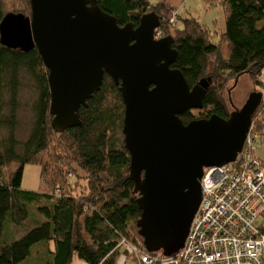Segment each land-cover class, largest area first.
<instances>
[{"label": "trees", "instance_id": "trees-1", "mask_svg": "<svg viewBox=\"0 0 264 264\" xmlns=\"http://www.w3.org/2000/svg\"><path fill=\"white\" fill-rule=\"evenodd\" d=\"M24 1L29 10L25 15H29V0ZM96 1L119 24L137 25L141 15L151 10L160 14L159 26L163 33L172 35L177 50L172 66L182 71L190 87L207 75L208 57L217 53L219 43L214 40V31L209 32L197 19L185 17L179 27L171 26L176 23L165 19L167 6L163 0ZM223 2L228 11L220 35L227 41L229 52L227 58L217 59L216 71L225 81L234 79L235 83L241 74H248L257 85L264 67V0ZM6 12L0 0V20ZM24 75L36 97L29 135L20 143L14 129ZM49 103L47 69L37 50L22 51L0 43V264H22L30 246L40 240L53 243L47 264H116L118 253L107 254L119 233L127 234L131 241H140L144 248L135 224L140 210L129 177L130 157L122 132L124 103L119 87L104 74L99 90L87 100V106L79 109L80 125L63 132L51 126ZM258 110L263 129L264 106ZM230 111L221 87L212 84L203 107L196 113L186 110L179 117L188 122L213 113L227 117ZM4 129L7 135L3 138ZM27 163L39 166L40 187L36 190L22 186ZM32 204H36L35 211L44 220H37L19 239H8V225L20 226L28 219Z\"/></svg>", "mask_w": 264, "mask_h": 264}, {"label": "water", "instance_id": "water-1", "mask_svg": "<svg viewBox=\"0 0 264 264\" xmlns=\"http://www.w3.org/2000/svg\"><path fill=\"white\" fill-rule=\"evenodd\" d=\"M30 14L8 11L0 43L35 48L47 69L56 132L80 125L79 109L99 90L104 74L118 85L124 103L122 132L129 177L140 210L135 221L148 252L174 255L184 244L201 199L203 167L234 161L242 150L263 92L251 91L227 117L211 114L183 122L201 109L211 79L190 87L168 34L153 38L155 11L138 24H119L96 0H29Z\"/></svg>", "mask_w": 264, "mask_h": 264}, {"label": "built area", "instance_id": "built-area-1", "mask_svg": "<svg viewBox=\"0 0 264 264\" xmlns=\"http://www.w3.org/2000/svg\"><path fill=\"white\" fill-rule=\"evenodd\" d=\"M168 7L165 19L173 23L177 12ZM162 34L160 26L154 28V39ZM259 79L264 84V67ZM259 107L236 159L203 167L200 203L183 246L165 256L161 251L148 252L140 241L119 233L107 254L118 253L116 264H127L129 259L137 264H264V163L254 153L260 136L257 126L262 124Z\"/></svg>", "mask_w": 264, "mask_h": 264}, {"label": "rangeland", "instance_id": "rangeland-1", "mask_svg": "<svg viewBox=\"0 0 264 264\" xmlns=\"http://www.w3.org/2000/svg\"><path fill=\"white\" fill-rule=\"evenodd\" d=\"M5 9L8 11L24 10V14H28L29 10L26 9L27 5L24 0H2ZM157 0H152L156 2ZM165 5L177 8V18L174 22L176 24L171 25L179 27L182 23L181 20L185 17H193L197 19L201 24H204L208 28L209 32L214 31V40L219 43L218 51L215 54H211L208 57L207 75L205 78H210L214 81L215 85L221 87L225 103L229 110L240 107L246 100L248 94L253 91H262L264 94V84L259 81L257 85L250 78L248 74H241L236 83L234 79L225 81L222 74L216 71V62L218 58H227L229 52V46L227 41L221 37L220 32L225 28V17L227 14V6L223 0H163ZM26 9V10H25ZM167 15V12L164 13ZM171 24V23H170ZM173 32V31H171ZM22 86L19 91V102L16 111L17 125L14 129V136L21 143L29 135L31 124L33 121L32 102L36 97V92L32 88V84L29 79L24 75L22 79ZM258 80H260L258 78ZM196 113L197 109H193ZM258 124L257 129L260 136L255 143L256 149L254 153L258 159L264 163V128ZM7 135V131L4 129L1 132V136L4 138ZM20 147H18L19 149ZM39 166L35 163H27L24 166L22 176V186L24 188L35 187L39 180ZM81 183V182H79ZM32 189V188H29ZM40 203V202H39ZM37 204V203H36ZM32 204L30 216L23 221L20 226H13L7 224V230L5 236L8 239H19L24 235L25 231L32 229L36 221H43L44 218L35 211V205ZM117 238V237H116ZM53 247L51 240H40L30 246L29 254L22 261V264H47L51 260L49 249ZM127 264H136L134 259H129Z\"/></svg>", "mask_w": 264, "mask_h": 264}, {"label": "crops", "instance_id": "crops-1", "mask_svg": "<svg viewBox=\"0 0 264 264\" xmlns=\"http://www.w3.org/2000/svg\"><path fill=\"white\" fill-rule=\"evenodd\" d=\"M152 1V0H151ZM157 1H161V0H157ZM169 1V0H168ZM170 2V1H169ZM166 6H169L170 7V5H166ZM175 7V6H174ZM38 174H39V172H38ZM39 178H40V176H39ZM40 187V180H38V183H37V188H35V187H29V188H32V190H36V189H38ZM28 188V189H29Z\"/></svg>", "mask_w": 264, "mask_h": 264}, {"label": "flooded vegetation", "instance_id": "flooded-vegetation-1", "mask_svg": "<svg viewBox=\"0 0 264 264\" xmlns=\"http://www.w3.org/2000/svg\"><path fill=\"white\" fill-rule=\"evenodd\" d=\"M151 11H153V10H151ZM149 12H150V11H149ZM146 13H147V12H146ZM157 14H158V13H157ZM158 15L161 16L160 14H158ZM161 18H162V17H161ZM161 18H160V19H161ZM160 22H161V21H160ZM135 26H136V25H135ZM165 35H168V34H167V33H163V34H162V37L165 36ZM172 46H173V44H172ZM171 67H173L172 64H171ZM214 83H215V82L211 80V85L214 84Z\"/></svg>", "mask_w": 264, "mask_h": 264}]
</instances>
